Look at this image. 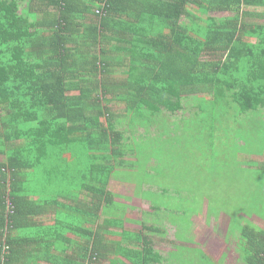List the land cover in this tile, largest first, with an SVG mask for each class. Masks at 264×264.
Returning a JSON list of instances; mask_svg holds the SVG:
<instances>
[{"label": "trees", "instance_id": "trees-1", "mask_svg": "<svg viewBox=\"0 0 264 264\" xmlns=\"http://www.w3.org/2000/svg\"><path fill=\"white\" fill-rule=\"evenodd\" d=\"M188 98L264 117V0H0V264H147L144 226L133 241L105 212L132 153L119 128ZM261 117L247 138L259 157ZM46 212L53 225L39 228ZM238 244L240 264H264L263 228L240 226Z\"/></svg>", "mask_w": 264, "mask_h": 264}, {"label": "rangeland", "instance_id": "rangeland-1", "mask_svg": "<svg viewBox=\"0 0 264 264\" xmlns=\"http://www.w3.org/2000/svg\"><path fill=\"white\" fill-rule=\"evenodd\" d=\"M186 101L184 110L154 118L157 122H122L119 130L132 153L115 169L119 173L112 174L115 180L109 189L117 206L110 205L105 212L119 220L123 206L117 202L126 206L123 228L132 231L127 237L133 241L138 235L134 231L144 226L143 237L150 241L149 256L143 252L147 264H162L159 257H165L166 264H210L199 249L214 264H240L239 227L264 229L263 176L256 171L264 156H258L256 143L247 144V138L260 134L261 116L238 119L233 110L214 114L199 111L191 98ZM118 105L109 107L120 111L123 106ZM111 231V239L124 242L120 229ZM173 239L177 244L171 247Z\"/></svg>", "mask_w": 264, "mask_h": 264}, {"label": "crops", "instance_id": "crops-1", "mask_svg": "<svg viewBox=\"0 0 264 264\" xmlns=\"http://www.w3.org/2000/svg\"><path fill=\"white\" fill-rule=\"evenodd\" d=\"M223 15H225V14H223ZM111 180H115V179H111ZM112 182L110 181L109 182V187H110V184H111ZM34 198H37V196H34ZM33 198V199H34ZM39 217H40V219H39V228L40 227H44L45 229H47V228H50L51 227V225H53V221H54V219H55V216H52V215H49V213H43V214H41V215H39ZM37 218V217H36ZM108 218L110 219V217L108 216ZM124 219V217H122V216H118V219ZM113 219V218H112ZM102 220H103V217H100L99 219H98V221H101V222H96L97 224L98 223H100V225H101V223H102ZM111 229H114V228H110V231H111ZM120 228H115V230H119ZM122 229L124 230V228H123V220H122ZM122 229H120V230H122ZM122 230V231H123ZM124 231H126V230H124ZM112 232V231H111ZM137 232H139V231H134V233H137ZM128 233H132V231L131 232H128ZM124 241H127L126 239H123ZM177 244V242H176V240H171L170 241V245H171V247H174L175 245ZM200 250V249H199ZM52 252H54V251H52ZM43 253H44V251H43ZM50 254H51V252H50ZM43 255V254H42ZM42 257V256H41ZM163 259H166L165 257H162ZM43 263L42 264H47V262H44V261H42ZM162 264H166L167 262H166V260H163L162 262H161ZM236 264H239V263H236Z\"/></svg>", "mask_w": 264, "mask_h": 264}]
</instances>
